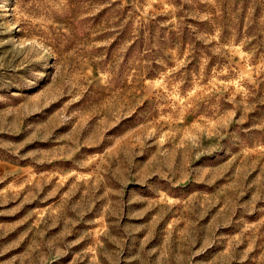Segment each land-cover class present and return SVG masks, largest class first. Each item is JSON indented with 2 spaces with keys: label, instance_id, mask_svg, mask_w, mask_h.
Masks as SVG:
<instances>
[{
  "label": "rangeland",
  "instance_id": "obj_1",
  "mask_svg": "<svg viewBox=\"0 0 264 264\" xmlns=\"http://www.w3.org/2000/svg\"><path fill=\"white\" fill-rule=\"evenodd\" d=\"M0 264H264V0H0Z\"/></svg>",
  "mask_w": 264,
  "mask_h": 264
}]
</instances>
